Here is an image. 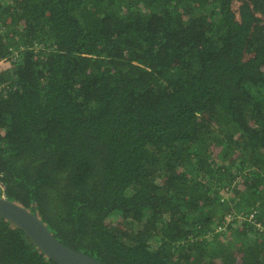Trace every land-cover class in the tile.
Masks as SVG:
<instances>
[{
    "label": "trees",
    "instance_id": "obj_1",
    "mask_svg": "<svg viewBox=\"0 0 264 264\" xmlns=\"http://www.w3.org/2000/svg\"><path fill=\"white\" fill-rule=\"evenodd\" d=\"M0 180L103 264H264V0H0Z\"/></svg>",
    "mask_w": 264,
    "mask_h": 264
},
{
    "label": "water",
    "instance_id": "obj_2",
    "mask_svg": "<svg viewBox=\"0 0 264 264\" xmlns=\"http://www.w3.org/2000/svg\"><path fill=\"white\" fill-rule=\"evenodd\" d=\"M0 218L21 228L56 264H103L92 256L64 245L36 214L9 199L0 198Z\"/></svg>",
    "mask_w": 264,
    "mask_h": 264
},
{
    "label": "built area",
    "instance_id": "obj_3",
    "mask_svg": "<svg viewBox=\"0 0 264 264\" xmlns=\"http://www.w3.org/2000/svg\"><path fill=\"white\" fill-rule=\"evenodd\" d=\"M0 198L8 199L7 196H6L5 185L1 182V180H0Z\"/></svg>",
    "mask_w": 264,
    "mask_h": 264
},
{
    "label": "rangeland",
    "instance_id": "obj_4",
    "mask_svg": "<svg viewBox=\"0 0 264 264\" xmlns=\"http://www.w3.org/2000/svg\"><path fill=\"white\" fill-rule=\"evenodd\" d=\"M222 196H223V198L226 200L227 198H229V197H233L234 195L233 194H231V193H222ZM229 218V217H228Z\"/></svg>",
    "mask_w": 264,
    "mask_h": 264
}]
</instances>
